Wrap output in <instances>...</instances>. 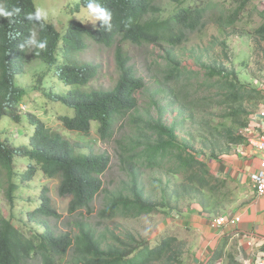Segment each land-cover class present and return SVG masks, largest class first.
Returning a JSON list of instances; mask_svg holds the SVG:
<instances>
[{"label":"trees","instance_id":"16d2710c","mask_svg":"<svg viewBox=\"0 0 264 264\" xmlns=\"http://www.w3.org/2000/svg\"><path fill=\"white\" fill-rule=\"evenodd\" d=\"M162 1L98 0L112 13L111 30L103 28L97 20L88 25L80 19L70 21L65 31L60 32L53 22L44 20L41 22L43 29L37 23L35 31L38 40H47L46 49L26 48L21 51L19 45L36 23L25 19V14L36 8L34 0H0L9 9H21L15 17H0V123L7 116L14 123L22 124L21 130L26 137L28 127L32 130L29 140L19 145L3 139L0 131V189L12 210L17 206L16 194L21 184L30 182L37 172H42L49 179H59V194L71 198L70 214L81 210L91 213L96 197L104 190L102 176L108 170L111 158L106 152H79L82 144L71 142L62 131L88 137L92 124L97 122L100 140L110 142L116 128H121L130 118L132 124L137 125L136 132L119 141V159L131 179L129 194L115 195L110 205L101 211L102 219H113L118 215L137 218L158 211L159 206L146 196L140 175L144 168H164L165 163L173 158L176 160V175L192 169L189 181L194 192L191 194L196 196L204 189L215 192L216 187L212 186L215 178L208 170L200 175L203 169L195 171L194 168L199 163L193 157L187 160L181 151L177 152L181 149L177 143V123L168 126L162 117L153 121L141 115L133 118L140 110L136 96L146 90L147 84L137 74L125 45L166 48L161 59L166 62L162 71L165 73L163 82L172 87L188 74L178 59L176 49L187 42L189 34L198 31L211 19L220 28H235L250 0H232L237 4L231 9L226 5L228 0H171L166 7L161 6ZM87 2L80 0L75 6L70 2L73 10L69 16L81 13ZM258 32L264 34V24ZM87 41L115 46L119 80L112 90L85 89L96 76V68L92 64L81 63L77 59L78 53L87 48ZM31 59H38L49 67L41 81L54 74L69 88L66 94H60L54 91L47 93L44 85L40 89L42 91L34 87L51 102L62 104L72 112L53 114L58 127L35 112L22 108L23 104L27 105L25 98L30 92L17 84V77L25 73V66ZM209 70L212 77L224 75L221 70ZM227 84L232 88L230 101L245 100V95L237 89L238 84ZM232 142L245 144L242 137ZM18 158L27 162L28 167L24 171L18 168ZM202 167L205 166L202 164ZM200 205L203 212L209 213L204 201ZM26 214L28 222L36 226L31 227L29 235L16 225L14 215L12 218L5 216L0 210V264H32L35 260L39 264H59L68 257L70 250L74 251L75 264H182L179 259L183 253L182 242L169 231L154 243L128 234L112 244L106 243L105 236L98 235L96 229L85 221L76 222L78 233H57L49 220H58L60 215L52 207L47 189L40 195V205ZM228 243L229 239H225L223 247ZM221 255L222 251H216L214 262Z\"/></svg>","mask_w":264,"mask_h":264},{"label":"rangeland","instance_id":"374dc122","mask_svg":"<svg viewBox=\"0 0 264 264\" xmlns=\"http://www.w3.org/2000/svg\"><path fill=\"white\" fill-rule=\"evenodd\" d=\"M70 2L75 6L80 0H34L36 7L44 8L49 13L46 21L53 22L60 32H64L72 20L82 19L85 24H94L96 19L89 15L86 9H82L81 13L73 17L69 16V12L73 10L70 8ZM168 3H171V0H163L161 6L166 7ZM226 3L229 9L236 8V1L228 0ZM263 24L264 0H250L235 28H220L211 19L198 31L190 33L187 42L176 49L178 59L182 66L186 67L188 74L179 82L173 83L172 87L163 82L165 73L162 71L166 68V62L161 59L166 48L125 45L137 74L143 77L147 84L146 90L136 96L140 110L133 118L141 115L153 121L162 117L168 126L177 123V143L181 147L177 152L181 151L187 160L193 157L199 163L194 167L195 171L203 169L199 172L200 175L207 170L205 167L210 159L236 153L239 146L233 144V139L242 137L245 140L246 135L261 132V129L254 126V120L264 105L261 92L264 89V34L258 32ZM115 49V46L108 47L87 41V48L78 53L77 59L81 63L92 64L96 68V76L86 90L108 91L116 86L119 72ZM211 68L221 70L224 75L212 77L209 70ZM48 69L42 61L31 59L25 66V73L17 77V84L30 92L25 98L28 106L23 104L25 111L35 112L49 121V124L58 127L53 114L72 112L62 104L51 102L39 90L44 85L47 93L54 91L66 94L69 88L54 74L41 81V76ZM227 83L238 84L237 89L245 95V100L235 103L230 101L232 88ZM34 87L39 90H34ZM135 126L137 125L132 124L131 118L128 119L121 128H116L114 138L110 142L100 140L97 122L92 124L88 137L62 131L65 138L71 142L82 144L83 148L79 152H106L111 158L109 168L102 176L104 190L96 197L91 213L81 210L70 214L71 198L59 194V179H49L42 172H37L30 182L21 184L16 194L17 206L13 210L0 189V210L5 216L12 218L14 215L16 225L29 235L31 227L36 226L28 222L26 213L40 205V195L47 189L52 207L60 215L58 220H49V224L57 233H78L76 222L85 221L96 229L98 235L105 236L106 243L112 244L116 243L117 238L124 239L128 234L138 240L154 243L169 231L182 242L183 253L180 255V262L193 264V253L203 246L202 239L196 231L179 226L174 219L184 217L188 210L201 207V201L208 205V215L211 217L231 214L240 204L235 186L215 178L212 182V186L216 187L215 192L204 189L195 196L191 194L194 192L191 189L194 186L189 181L192 169L176 175V160L173 158L169 163H165L164 168H144L140 175L145 194L159 206L158 211L137 218L118 215L113 219H102L101 211L110 205L115 195L129 194L131 179L119 159V141L132 136L136 132ZM21 128L22 124L14 123L7 116L0 123L2 138L8 139L13 145L25 143L32 134L28 127L26 137ZM245 129H249V132ZM147 134L154 135L153 132ZM202 164L205 167H202ZM27 167L26 160L18 158V168L24 171ZM242 248L237 239L229 237L226 247L220 244L218 250H215L222 251V255L213 264H251L252 261L242 255ZM32 264H39V261L35 260ZM59 264H75L74 251L70 250L68 257Z\"/></svg>","mask_w":264,"mask_h":264},{"label":"crops","instance_id":"0c3cea01","mask_svg":"<svg viewBox=\"0 0 264 264\" xmlns=\"http://www.w3.org/2000/svg\"><path fill=\"white\" fill-rule=\"evenodd\" d=\"M255 125V124H254ZM236 153L210 159L206 169L219 181L230 182L235 186L240 204L227 216H239L241 222L228 223L216 229L211 226L214 217L203 212L202 207L188 210L184 217L174 222L198 233L202 247L194 252L193 264H211L214 262L215 250L225 239H237L242 245V255L255 264L258 257L264 255V195H256L251 186V176L257 171L259 157L245 140L238 145ZM175 224V223H174ZM253 245L250 246V243Z\"/></svg>","mask_w":264,"mask_h":264},{"label":"clouds","instance_id":"9594fccd","mask_svg":"<svg viewBox=\"0 0 264 264\" xmlns=\"http://www.w3.org/2000/svg\"><path fill=\"white\" fill-rule=\"evenodd\" d=\"M86 11L89 15L94 17L97 21L101 22L103 28L111 30L112 24V13L107 8L103 7L98 0H88L86 6ZM21 9L13 7L11 9L5 7L3 3H0V17L12 18L20 13ZM49 13L41 7H36L34 11L27 12L25 14V19L29 22H36L33 24V28L29 29V35L24 39V42L19 45L21 51L27 49L44 50L47 47V40H38L37 32L35 31L36 24L43 29L44 25L41 23L46 20ZM11 22V19H10ZM30 45L31 47H26ZM36 54H39L38 52ZM24 109V107H22Z\"/></svg>","mask_w":264,"mask_h":264},{"label":"built area","instance_id":"2783aa9c","mask_svg":"<svg viewBox=\"0 0 264 264\" xmlns=\"http://www.w3.org/2000/svg\"><path fill=\"white\" fill-rule=\"evenodd\" d=\"M262 92L263 102H264V89ZM255 127L261 129L259 134L255 135H246V143L252 147L256 156L259 157L258 168L257 171L251 176V186L253 187L257 196L261 197L264 195V105L259 109V114L256 115ZM249 132V129H245V131ZM241 222V218L239 216H222V217H214L211 221V226L213 228L219 229L225 226L228 223L236 224ZM253 243H250V246ZM255 264H264V255L258 257L255 261Z\"/></svg>","mask_w":264,"mask_h":264},{"label":"bare ground","instance_id":"6f19581e","mask_svg":"<svg viewBox=\"0 0 264 264\" xmlns=\"http://www.w3.org/2000/svg\"><path fill=\"white\" fill-rule=\"evenodd\" d=\"M13 2H14V1H13ZM15 3H16V2H15ZM10 28H11V27H10ZM4 29H5V28H4ZM4 33H5V32H4ZM5 35H6V34H5ZM1 38H2V37H1ZM1 38H0V39H1ZM2 41H3V40H2ZM6 42H7V41H6Z\"/></svg>","mask_w":264,"mask_h":264}]
</instances>
